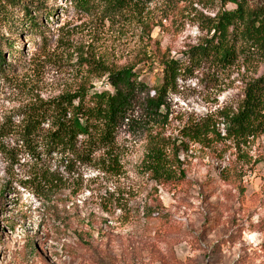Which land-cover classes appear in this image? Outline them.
I'll return each mask as SVG.
<instances>
[{
	"label": "rangeland",
	"instance_id": "rangeland-1",
	"mask_svg": "<svg viewBox=\"0 0 264 264\" xmlns=\"http://www.w3.org/2000/svg\"><path fill=\"white\" fill-rule=\"evenodd\" d=\"M33 1L34 22L17 4L0 28L8 39L0 42V127L80 86L110 89L105 69L133 67L149 95L162 83L163 58L179 61L178 75L161 115L144 109V94L132 103L112 152L71 163L42 156L58 175L47 184L29 177L32 161L15 135L2 139L12 157L0 155V264H264V134L238 141L217 120L219 140L182 135L235 108L264 71V61L240 52L227 65L187 53L209 34L208 19L233 5L133 0L113 11L99 2L81 10L69 0ZM251 3L264 8V0ZM155 135L178 146L183 179L158 184L142 170Z\"/></svg>",
	"mask_w": 264,
	"mask_h": 264
},
{
	"label": "trees",
	"instance_id": "trees-1",
	"mask_svg": "<svg viewBox=\"0 0 264 264\" xmlns=\"http://www.w3.org/2000/svg\"><path fill=\"white\" fill-rule=\"evenodd\" d=\"M69 1L81 10H90L99 2L106 9L116 11L133 0ZM223 1L231 3L233 8L221 9L208 19L209 34L199 44L190 47L188 55L199 63L224 65L231 63L238 52L264 61V8L254 5L251 0ZM38 3L33 0H0V28L3 22L12 18L17 4L23 11V18L34 22L31 10L37 9L33 6ZM2 39L8 40L0 35V42ZM3 57L0 50V60ZM162 64V83L154 95H149V88L138 79L133 67H121L103 70L110 85L108 90L90 92L80 86L73 92L34 104L22 113L17 124L0 127V155L6 159L12 157L2 142L7 136L15 135V142L32 161L29 177L47 184L56 180L58 175L49 169L42 156L55 153L61 160L71 163L84 162L99 150L112 152L117 125L126 118L127 111L141 94L145 95L142 100L144 109L151 115H161L160 107L165 103L168 90L175 84L179 61L165 57ZM217 120L223 124L225 137L238 141L264 134V71L245 85L235 108L220 110L216 119L208 117L185 126L182 135L203 145L212 143L222 138L215 128ZM177 147L167 138L155 135L142 160V170L158 184L183 179L185 173L177 158ZM151 212V208L146 207L144 214L150 216Z\"/></svg>",
	"mask_w": 264,
	"mask_h": 264
}]
</instances>
